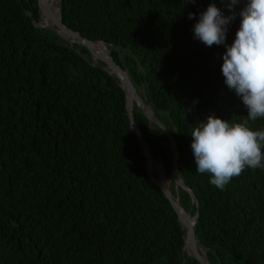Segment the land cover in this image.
<instances>
[{"label": "trees", "instance_id": "obj_1", "mask_svg": "<svg viewBox=\"0 0 264 264\" xmlns=\"http://www.w3.org/2000/svg\"><path fill=\"white\" fill-rule=\"evenodd\" d=\"M210 3L232 17L230 45L243 2L230 9V0H60L58 7L63 24L106 43L129 74L156 122L135 103L132 119L166 177L174 141L186 189L173 180L168 188L197 214L207 262L264 264V169H246L220 190L196 171L190 149L192 128L209 114L232 122L247 115L224 83L225 45L194 38ZM41 21L37 0H0V264H200L146 173L120 81ZM250 125L264 130V119Z\"/></svg>", "mask_w": 264, "mask_h": 264}, {"label": "clouds", "instance_id": "obj_2", "mask_svg": "<svg viewBox=\"0 0 264 264\" xmlns=\"http://www.w3.org/2000/svg\"><path fill=\"white\" fill-rule=\"evenodd\" d=\"M242 2L239 28L230 45L226 36L232 17L224 16L215 3L199 14L193 28L194 38L206 46L225 45L221 66L224 83L247 109L242 122L213 113L198 121L190 132L196 171L208 174L209 183L220 190L246 169H264V130H254L250 125L264 119V0H230L229 8ZM195 15L189 13L188 18Z\"/></svg>", "mask_w": 264, "mask_h": 264}, {"label": "water", "instance_id": "obj_3", "mask_svg": "<svg viewBox=\"0 0 264 264\" xmlns=\"http://www.w3.org/2000/svg\"><path fill=\"white\" fill-rule=\"evenodd\" d=\"M60 1V0H59ZM37 4H38V9L41 13V22L38 23V26L43 27V28H47L53 32H55L56 34L60 35L58 29L60 30H64L67 32H71V33H75L78 38L79 41H75V43L82 45L85 50L96 60H99L100 62L106 64L109 68H111L112 70L115 71L114 75L118 78V80L121 82V85L126 93V109L128 111V116L130 118V125L131 128L133 129L135 135L137 136V138L139 139V141L141 142V150L144 156V164H145V169H146V173L149 176L150 180L161 189V191L164 193L165 197L169 200V202L171 203V205L173 206V208L175 209L177 215H178V219L179 222L181 223V226L184 230V240H185V246L186 243L188 242L190 245V249L191 252H187V254L191 257H194L200 264H209L207 262V260L205 259V261L203 260V258H205L204 253L200 252L201 250L198 249V241L195 237V232H194V224L196 222V218H197V214H195L193 217H191L189 214H187L183 208L181 207L180 203L178 202V205L180 207V210L175 206L174 204V197L171 195L169 188L165 187V185L163 184V182L161 181V170L158 171H151L148 170L147 167V159H152L157 161L152 155H151V149L145 139V137L143 136L141 130L139 129V127L137 126V124L133 121L132 119V115H131V111H132V100L134 98H136V102L135 104L141 108L143 110V112L146 114V109L144 104L142 103V101L140 100L139 96L136 93V89L134 87L133 82L131 81L129 74L127 73V71L125 70V68H123L119 63H117L115 60H113V58L110 56L108 57H103V56H98L96 55L93 50L89 47V43H96V42H92L89 41L87 39H85L81 33L76 30L75 28L66 26L65 24H63L61 22L60 26L55 25L48 17V14L44 8V6L41 3V0H37ZM61 21V20H60ZM61 36V35H60ZM62 37V36H61ZM63 38V37H62ZM65 39V38H64ZM102 43L105 48L107 49V45L104 42H100ZM113 73V72H112ZM127 92H129L130 94V101H128L127 99ZM147 115V114H146ZM148 117V116H147ZM148 119L151 122H156V120L153 117H148ZM133 125H135L136 127H134ZM168 133V132H167ZM168 135L170 136V134L168 133ZM172 140V138H171ZM172 147H173V152H174V157H173V169H172V174L173 172H176L177 174V150H176V145L174 143V141L172 140ZM171 174V175H172ZM177 185L183 187L184 189H186V187L180 182H177L176 180H173ZM188 190V189H187ZM189 219H193V223L189 222Z\"/></svg>", "mask_w": 264, "mask_h": 264}, {"label": "bare ground", "instance_id": "obj_4", "mask_svg": "<svg viewBox=\"0 0 264 264\" xmlns=\"http://www.w3.org/2000/svg\"><path fill=\"white\" fill-rule=\"evenodd\" d=\"M41 3L44 6V8H45V10H46V12L48 14L49 19L55 25L60 26L61 21H60V17H59V14H58L59 12H58V10L56 8L55 0H48V2L45 5L43 4V0H41ZM58 31H59L60 35L63 38L69 39L72 43H74L75 41H79V38H78V36L75 33L67 32V31L60 30V29H58ZM88 45H89V47L93 50V52L96 55L103 56V57H108L109 56V53L104 49L105 46L102 43L96 42V43H89ZM111 71L113 72V74L115 73L114 70L111 69ZM127 99H128V101H130L129 92H127ZM135 100H136V98H134L131 103H133ZM133 126L136 127L135 125H133ZM146 163H147V167H148V163L150 164V166L152 168L151 171H158V170L161 169L160 164L157 161H155V160H152V159L149 158V159H147ZM148 170H149V168H148ZM170 177H171L172 180H174L176 178V181L179 182L176 172H173V174ZM165 178H167V177L164 175L163 171L161 170V178L160 179L163 182V184L165 185V187H168L169 186V182ZM173 201H174L175 206L180 210V207L178 205L177 200L174 199ZM189 222L193 223V219H189ZM189 246L190 245L187 242L186 246H185L187 252H191V249H190L191 247H189ZM203 260L205 261V258H203Z\"/></svg>", "mask_w": 264, "mask_h": 264}, {"label": "rangeland", "instance_id": "obj_5", "mask_svg": "<svg viewBox=\"0 0 264 264\" xmlns=\"http://www.w3.org/2000/svg\"><path fill=\"white\" fill-rule=\"evenodd\" d=\"M55 4H56V8H57V10H58V12H59V7H58V5H59V0H55ZM59 14V13H58ZM59 17H60V15H59ZM104 49L108 52V50L104 47ZM94 60L96 61V59L94 58ZM108 71H109V73L110 74H113L112 73V71H111V69L108 67ZM114 75V74H113ZM117 78V77H116ZM118 79V78H117ZM121 83V82H120ZM136 102V100L133 102V103H135ZM143 103V102H142ZM145 106V105H144ZM145 109H146V114H147V116L148 117H152V115H151V112H150V110H149V108H147L146 106H145ZM148 110V111H147ZM166 180H168V182L170 183L171 182V177H167V178H165ZM174 180H176V178L174 179ZM190 247V246H189ZM187 251V250H186ZM189 253V252H188Z\"/></svg>", "mask_w": 264, "mask_h": 264}]
</instances>
